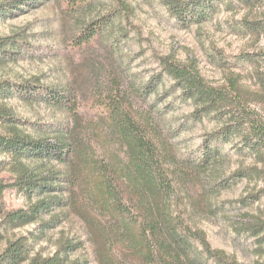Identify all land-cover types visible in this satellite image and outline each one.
Segmentation results:
<instances>
[{"label": "trees", "instance_id": "16d2710c", "mask_svg": "<svg viewBox=\"0 0 264 264\" xmlns=\"http://www.w3.org/2000/svg\"><path fill=\"white\" fill-rule=\"evenodd\" d=\"M25 4L36 2L0 3V17ZM164 4L180 23L201 25L223 6L242 5L250 12L264 0H164ZM89 9L93 6L85 9L81 5L77 12ZM118 16L80 23L74 41L83 45L115 33L111 21ZM239 25L251 36L264 35V16L250 14ZM26 38L22 31L0 37V67L18 60L17 43L26 44ZM238 59L252 66L257 90L247 89L242 77L232 73L227 78L229 85L213 86L198 62L182 63L174 57L161 58L164 74L137 87L124 76L116 60L113 72L117 77L111 78L105 94L95 97V129L105 140L100 156L93 143L85 142L83 131L88 124L72 129L60 123L47 129L39 126V134L32 135L13 108L0 104V153L9 156L7 162H0V197L7 189H16L31 203L37 198L27 210L5 214L0 224V264H73L68 256L77 244L65 246L61 240L54 256L31 257L26 239H12L13 231L37 222L42 215L58 211L56 217H66L71 209H76L87 226L98 264H239L235 256L213 248L203 230L185 223L190 213L213 212L211 197L228 189L229 183L264 179V126L250 107L251 102L264 101V57L243 53ZM165 77L174 81L173 87L184 101L194 105V120L214 119L217 123V128L205 135L201 150L181 160L170 140L176 131L167 134L162 108L157 102L150 104L152 95H160L158 82L163 86ZM38 81H3L0 94L13 95L15 91L28 104L45 103L77 114L73 90L43 86ZM226 145H233L242 157H253L256 165L238 168L228 178L216 174V167L228 155ZM4 171L15 176L14 184L4 183ZM254 195L238 201L252 202L249 200L257 198ZM82 197L84 206L79 205ZM248 219L252 220L239 225L237 233L264 244V219Z\"/></svg>", "mask_w": 264, "mask_h": 264}, {"label": "rangeland", "instance_id": "374dc122", "mask_svg": "<svg viewBox=\"0 0 264 264\" xmlns=\"http://www.w3.org/2000/svg\"><path fill=\"white\" fill-rule=\"evenodd\" d=\"M11 1L0 0V3ZM33 1L36 4L22 5L20 9L0 17V37L20 31L27 36L26 44L17 43L21 53L18 60L0 67V83L37 79L43 86H64L73 90V100H77L78 106L74 116L45 103L28 104L15 91H12L13 95L0 94V104L13 108L21 125L32 135L39 134L36 129L39 126L47 129L60 123L72 129L78 124H88L89 127L83 131L85 142L93 143L96 155L100 156L105 140L99 135L100 130L95 129L98 124V109L94 108L98 99L95 97L105 94L107 87L110 89L111 78L117 77L113 72L116 60L126 73L124 76H128L137 87L164 74L161 58L174 57L182 63L198 62L201 73L213 86L229 85L227 78L232 73L242 77L241 82L247 89H258L251 78L252 66L238 58L243 53L264 57V35L247 34L239 27V22L250 14L263 18L264 4L250 12L242 5L223 6L207 23L184 25L171 14L164 0ZM81 5L85 9L92 5L93 9L77 12ZM116 14L119 16L111 21L115 33L101 35L83 45L74 41L80 23ZM165 80L163 86L158 82L160 95H152L150 104L157 102V107L162 108L163 127L167 134L176 131L170 140L177 159L181 160L201 150L205 135L215 130L217 123L214 119H205L203 123L194 120V105L181 98L180 91L173 87L174 81L167 77ZM250 107L264 126V101L259 104L251 102ZM224 150L228 155L216 167V174L219 172L228 178L238 168L256 165L253 157L237 154L233 145H226ZM8 160L9 156L0 153V162ZM259 168H263L262 165ZM1 179L5 184L15 182V176L9 171H4ZM229 184L228 189L211 197L213 212L190 213L185 223L192 229L203 230L213 248L235 256L239 264H262L264 244L259 245L254 237L247 234H238L236 228L251 221L249 216L264 219V179L250 183L244 179ZM250 194L257 198L246 204L238 201ZM85 197L80 198L79 205L84 206ZM36 199L31 203L22 192L7 189L0 197V224H3L7 212L27 210ZM56 216L58 211L44 214L37 222L11 231L12 239H26L31 257L54 256L61 240L65 246L67 243L77 244L68 256L69 262L98 264L87 226L76 209H71L66 217ZM54 217L57 220H53ZM45 223L49 224L45 226ZM209 264L217 263L210 261Z\"/></svg>", "mask_w": 264, "mask_h": 264}]
</instances>
